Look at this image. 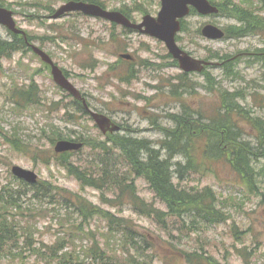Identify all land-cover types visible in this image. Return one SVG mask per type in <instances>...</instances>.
I'll return each instance as SVG.
<instances>
[{"label": "rangeland", "instance_id": "rangeland-1", "mask_svg": "<svg viewBox=\"0 0 264 264\" xmlns=\"http://www.w3.org/2000/svg\"><path fill=\"white\" fill-rule=\"evenodd\" d=\"M110 9L127 7L134 11L143 7L151 14H157L160 0H102ZM64 0H0V3L16 13L18 26L33 38V43L47 50L55 61L68 71L73 83L87 94L94 108L105 112L125 127L139 129L142 138L161 139L162 133L154 130L152 121L161 126L173 125L164 117L167 113L179 114L182 105H188L202 112L213 113L217 106V96L213 92L198 89L194 95L172 93V84L178 83L180 69L171 66L172 58L168 57L165 45L148 36L138 33L122 34L120 27L113 28L106 21L76 15H66L59 19L53 18L51 11L57 10ZM140 20L141 13L135 12ZM220 26L232 23L231 19L219 16L203 17L193 15L188 18L187 33H183L181 44L196 58L206 59L215 63L214 54H241L242 62L239 70L242 79L233 80L227 76L225 69L219 65L208 68L213 81H222L230 91L242 90L246 95L242 104L254 109L256 117L264 118V62H257L248 53H264L258 51L264 47V34H253L241 39L207 40L194 35L206 22ZM2 35L13 40L8 30L0 27ZM115 33V36L112 34ZM115 38V40L113 39ZM122 51L133 53L137 58L134 66L137 77L128 83L119 82L120 74L130 69L126 63H118L114 70L111 67L117 61V54ZM141 60H147L150 66H140ZM191 81L204 83L202 73H191ZM38 85V97L41 99L31 104L17 107L12 100L15 88L26 87L30 82ZM69 99L52 79L50 71L43 62L31 51L17 52L10 58H4L0 69V191L5 186L18 189V183L11 172L13 165L36 171L41 181L65 189L74 194L85 196L87 201L102 205V192L81 184L62 166H58L52 156L54 144L50 140L52 125L57 130L70 134L66 129H75L88 138L105 140V136L87 116L74 108L68 110L64 104ZM59 102V105L57 104ZM27 103V102H25ZM64 103V104H63ZM207 112V113H206ZM78 121H66L71 116ZM246 129V141L257 143L251 126L240 122ZM154 127V129L152 128ZM123 130L121 134H125ZM74 136V135H72ZM195 143V141L193 142ZM90 148L85 147L82 155L72 157L73 161L91 158ZM185 160L183 156L178 157ZM200 160V158H198ZM253 166L260 175V187L264 189V157H256ZM174 170L171 167V171ZM187 188L212 186L219 196L225 211L229 214L227 222L215 225L192 226L183 233L175 231L171 238L159 229L149 218L141 216L129 205L112 208L115 213L122 214L139 225L143 232L149 231L159 237L156 251L164 255L170 253L171 245L164 239L172 241L175 247L188 251H208L224 264H264V201L261 196L246 187L241 179L234 174L229 165L223 161H213L207 172L192 174L182 183ZM246 184V183H245ZM140 194L147 201H155L145 180H138ZM46 193V191L44 192ZM109 195V191H104ZM4 195H6L4 193ZM6 198V196H4ZM21 209L11 208L9 217L19 223L25 230L21 232L15 263L47 264L41 257L35 256L34 247L55 242L65 237V250L84 255V251L93 243V236L87 234H70V214L67 208L54 198L40 195L37 191H29L27 195L18 197ZM157 204L159 205L158 201ZM106 208V207H105ZM66 229V230H65ZM91 229L96 239L104 246L113 248V252L121 253L122 244L118 237L111 238L106 234L105 223L98 217L92 219ZM21 231V230H20ZM32 237L33 240H25ZM88 237V238H85ZM162 237V238H161ZM26 241V242H24ZM8 246L3 251H8ZM2 264L9 262V256L1 255ZM153 264H162L155 260Z\"/></svg>", "mask_w": 264, "mask_h": 264}, {"label": "trees", "instance_id": "trees-1", "mask_svg": "<svg viewBox=\"0 0 264 264\" xmlns=\"http://www.w3.org/2000/svg\"><path fill=\"white\" fill-rule=\"evenodd\" d=\"M217 5L220 8V15L235 20V23L225 26V39H239L251 33H264V15L257 10L259 6L264 9V0H219ZM22 48H25V42L21 36L14 35L12 41H6L0 36V65L4 56ZM213 57L222 62L227 76L232 77L233 80L240 78V74L234 66L237 60L235 56L218 53ZM207 79L210 83L206 86L203 85V88H206L208 92L215 93L219 103L215 106L217 108L209 121L204 120L207 117L202 112H199V117L196 120L191 119L190 115H184L180 118L178 128L167 134L159 150L153 149L152 144L146 140L128 137H116V143L112 145L119 151L122 160L130 164L133 171L147 179L156 195L167 204L168 211L158 209L141 200L133 185L126 182V174L120 175L117 172L115 181L114 175L110 176L109 170L104 168L101 176L102 182L99 185L97 180L87 179L77 169L72 168V165L68 167L69 172L85 185L118 188L119 193L116 198L104 197V201L116 206L129 200L134 204L135 210L154 217L164 229H169L171 219L182 221L184 226L189 221L195 227L227 220V214L224 213L219 198L211 187L189 190L174 182L175 176L184 179L185 169L189 166H196L193 165L195 164L194 159L199 157L198 165L204 166L206 169H209L213 161L226 162L230 169L240 176L243 183L256 189L264 198V189L260 187V178L258 177L260 175L253 166L256 157L264 156V118L256 117L254 109L240 103L246 96L243 91H230L224 87L222 81L217 82L216 79L213 81L212 76H207ZM35 92V85L31 84L28 91L22 89L18 92L19 99L31 102L36 98ZM242 121H246L251 126L257 140L256 144L245 140L244 135L248 133L241 126L240 122ZM101 149L105 155L112 153V149L108 148L105 143L102 144ZM164 152L165 155L162 157ZM177 155L187 157L188 164L172 163L171 159ZM61 163L65 166L67 164L63 160ZM115 167L113 165L114 169ZM171 167L174 170L171 171ZM32 188L40 190L43 194H50L57 201L62 199L72 217L70 227L78 232H88L86 224L89 225L90 219L94 216L100 217L107 222L110 236L120 238L123 248V257L113 255L110 252L111 249L104 248L96 240L84 259H81L80 255L70 252L61 253L62 249H57L58 244L50 247V251L43 252L37 248L38 257H41L47 264H146L145 261L141 262L139 257L154 254V245L148 238L142 237L145 245H141L139 240L141 235L135 224L129 219L118 217L110 210L93 205L78 194L73 197L58 193L57 187L48 182H39ZM45 188L48 191L44 190ZM18 197L22 198V195H16L10 190L6 192V195L0 193V260L1 255H8L10 260L7 264H22L14 262L17 250L20 249L18 246L20 242L19 226L8 215L11 208H21ZM78 216L82 218L80 223L77 222ZM24 230L22 229V231ZM28 240H32V237L30 236ZM7 246L9 250L3 251ZM174 254L175 256H167L170 259L169 264H221L213 256L204 252L175 250ZM2 263L4 262L0 261V264Z\"/></svg>", "mask_w": 264, "mask_h": 264}, {"label": "water", "instance_id": "water-1", "mask_svg": "<svg viewBox=\"0 0 264 264\" xmlns=\"http://www.w3.org/2000/svg\"><path fill=\"white\" fill-rule=\"evenodd\" d=\"M191 3L195 5L200 12L207 14L210 12H217L218 9L215 6H212L208 0H163V8L160 12L159 17L153 18L152 16L144 17V21L141 24H133L129 19H127L123 14L116 11H108L96 4H86L83 2H71L68 5L64 6L56 16L62 14L66 10L70 9H80L87 13H92L97 16H102L107 19L113 20L115 22L121 23L128 27H134L142 30L143 26H146V29H143L144 32L155 35L161 39H163L170 51L174 54L175 57L179 58L181 61L182 67L186 70L191 69H201L199 64L206 63L204 61H199L193 59L187 53L183 52L177 45L175 40V34L180 30V22L177 20L178 17L184 16L189 12L188 4ZM0 22L6 24L10 29L15 32H21L16 28V23L13 20V13L7 9L0 7ZM204 34L210 38H221L224 35L218 27L213 25H208L203 30ZM35 51L40 54V56L50 62L49 57L40 49L35 48ZM53 73L55 75L56 80L65 87H69L68 83L62 76L61 71L54 67ZM107 118L101 116L98 118L100 124L106 125ZM80 145H76L73 143L61 141L57 144V151H63L68 149H77ZM14 172L21 176L25 177L30 181H36L37 175L24 168L19 166L14 167Z\"/></svg>", "mask_w": 264, "mask_h": 264}]
</instances>
